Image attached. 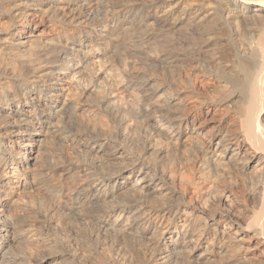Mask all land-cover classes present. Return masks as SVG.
I'll use <instances>...</instances> for the list:
<instances>
[{
	"label": "bare ground",
	"instance_id": "obj_1",
	"mask_svg": "<svg viewBox=\"0 0 264 264\" xmlns=\"http://www.w3.org/2000/svg\"><path fill=\"white\" fill-rule=\"evenodd\" d=\"M0 264H264V0H0Z\"/></svg>",
	"mask_w": 264,
	"mask_h": 264
}]
</instances>
